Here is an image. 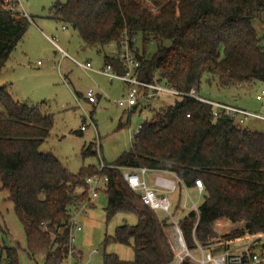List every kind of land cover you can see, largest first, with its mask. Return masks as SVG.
Listing matches in <instances>:
<instances>
[{"label": "trees", "instance_id": "1", "mask_svg": "<svg viewBox=\"0 0 264 264\" xmlns=\"http://www.w3.org/2000/svg\"><path fill=\"white\" fill-rule=\"evenodd\" d=\"M53 10L57 20L79 33L83 48L114 44L117 54L105 53L104 62L118 73L125 72L118 55L121 40L139 35L143 50L134 44L133 49L140 61L137 76L143 81L157 78L199 93L204 78L228 91L264 83V46L253 25L264 13V0H57ZM29 25L27 15L8 10L6 0H0V71ZM149 43H155L156 50L146 56ZM211 109L190 98L162 105L140 126L129 150L102 169L90 164L74 173L40 150L54 126L53 114L15 98L0 85V191L8 192L23 225L28 256L42 255L44 264L67 261L71 216L88 199L85 179L101 173L107 177L100 188L107 195V219L120 212L138 218L136 224L117 226L103 241L104 246L131 245L134 258L105 252L103 264H171L166 219L145 205L124 179L125 169L137 167L173 171L186 187L195 186L196 179L203 182L195 230L194 210L181 220L191 247L194 236L210 245L221 218L244 226L222 235L225 242L214 252L246 234L264 233V128L251 130L230 114L213 116ZM92 147L83 148V157L96 154ZM20 249L19 243L3 247L0 264H20ZM82 256L73 246V260L79 262Z\"/></svg>", "mask_w": 264, "mask_h": 264}, {"label": "rangeland", "instance_id": "2", "mask_svg": "<svg viewBox=\"0 0 264 264\" xmlns=\"http://www.w3.org/2000/svg\"><path fill=\"white\" fill-rule=\"evenodd\" d=\"M56 1L22 0L30 25L1 70L0 78L5 79L8 89L20 100L30 106L39 105L53 114L54 126L40 150L50 152L71 172L77 173L83 166L94 164L101 167L102 162H113L124 151L129 150L140 126L151 120L157 109L162 105L173 104L179 97L162 94L152 101L151 106L137 105L132 110L131 107L119 106L117 103L126 96L128 86L125 82L117 79L112 81L105 75L90 71L67 58L59 63L62 51H59L46 35L55 39L75 59L81 62L90 61L95 69L104 66L105 53L116 55L117 50L113 44L83 48L79 33L72 26L54 17L53 5ZM59 1L65 3L67 0ZM253 25L264 46V13L253 20ZM134 45L142 52V40L139 35ZM155 50L156 44L149 43L144 54L150 56ZM263 89L264 83L255 81L247 88L228 91L218 88L214 82L209 84L204 78L200 93L207 98L234 103L264 115V99H256V95ZM89 90L95 94L94 103L87 99ZM241 125L251 130H262L264 120L249 117ZM82 126H85L84 130H81ZM91 144L96 154L83 157V148ZM155 174L157 173L153 171L146 173L149 184H152L151 178ZM179 193L181 201L187 200L186 209H175V214L179 216L188 212L191 205L188 195L198 204L204 199V195L199 194L194 186L185 189L178 185L176 193L170 195L177 199ZM7 196V191H0V254L3 247H13L19 243L20 264H44L42 255H38L36 259L28 256L25 230ZM92 204L84 211L74 213L76 222L82 226L81 231H74V246L83 256L79 262L71 257L72 263L103 264L105 252H114L121 259L132 260L134 250L131 245L111 243L104 246L103 241L105 235L113 234L117 226L125 222L136 224L137 216L120 212L108 220L105 211L107 195L104 190L99 191ZM156 214L160 218L165 215L162 211H156ZM243 226L244 222L241 221L233 223L228 218L217 220L218 235L211 242L210 248L225 242L221 238L222 235ZM167 230L169 234V228ZM246 245L264 251V233L246 234L232 242L229 247L242 249L241 246ZM193 252L197 253V250Z\"/></svg>", "mask_w": 264, "mask_h": 264}, {"label": "built area", "instance_id": "3", "mask_svg": "<svg viewBox=\"0 0 264 264\" xmlns=\"http://www.w3.org/2000/svg\"><path fill=\"white\" fill-rule=\"evenodd\" d=\"M6 3L8 10H18L25 15L27 14L22 0H6ZM135 42V36H125L119 44L118 55L121 59V62L125 66L124 73H118L114 71L110 64H105L104 67L99 71L103 75L110 78V80L117 79L127 84L128 88L126 91V96L117 101L119 106H148L155 98H158L162 94H166L179 97L180 99L190 98L206 103L211 106V112L215 117L226 113L236 117L240 123H243L249 117L260 118L264 120V115L258 112L250 111L230 103L207 98L201 95L195 88H192L189 91H183L172 87L165 82L158 80L157 78L151 82L139 79L137 76V69L140 66V61L137 59L133 49V44ZM62 52V56L67 55L65 51ZM76 62L86 69H92L90 62ZM87 98L90 102L96 101L95 94L92 90L87 91ZM256 99H264V89L256 95ZM82 129H85V126H82ZM105 166L106 164L102 162L100 168L102 169ZM151 170L159 172V174H157L154 178L153 185L149 184L146 177V173ZM123 176L128 185L134 191H137L140 194L145 205L155 212L162 211L165 214L163 219H166L168 228L170 230L168 234V240L174 254L171 264H264V251L252 249V247L249 245L241 246L242 249L228 247L214 252L212 251L213 248H210L211 245H203L199 243L195 236V244L193 248L188 244L181 226V220L189 211L194 210L197 214V222L194 226L195 230L200 216L199 204L195 202L190 197V195H188L189 199L191 200V205L188 208V212L182 216L175 214L176 208H187V200L185 199L184 201H181L180 193L177 194V199H175L176 197L172 198L170 195L176 193L178 190V185L186 189V185L175 172L167 169L158 170L149 169L147 167H137L125 169ZM106 182L107 177L101 173L94 174L85 179L88 190V199L82 204L79 209L80 211H84L86 207L90 206V204L97 199L100 188L104 187ZM195 187L199 190L200 194L203 192L204 186L200 179L195 180ZM75 230L81 231L82 226L76 222L75 214H73L70 219V231L68 234L70 245L69 260L61 264H73L71 255L72 247L76 241V237L74 235ZM193 250H197V253H194Z\"/></svg>", "mask_w": 264, "mask_h": 264}, {"label": "crops", "instance_id": "4", "mask_svg": "<svg viewBox=\"0 0 264 264\" xmlns=\"http://www.w3.org/2000/svg\"><path fill=\"white\" fill-rule=\"evenodd\" d=\"M46 35V34H45ZM46 37L51 41V43H53V45L54 46H56L58 49H59V51H65L66 53H67V55L66 56H62L63 54V52H61L60 53V58H59V63H62L66 58L67 59H70L71 61H73L74 63H76V64H78L76 61H79V60H77V59H75L74 57H72L65 49H63L57 42H56V40L55 39H53L51 36H49V35H46ZM114 45V44H113ZM114 49H115V45H114ZM115 52V51H114ZM79 62H81V61H79ZM86 62H90V61H86ZM82 63H84V62H82ZM91 63V62H90ZM79 65V64H78ZM104 65H105V62H104ZM81 66V65H80ZM104 67V66H103ZM102 67V68H103ZM102 68H100V69H102ZM100 69H95V68H93L92 67V69H89L90 71H97L98 73H100L99 71H100ZM2 71H0V75L2 74L1 73ZM100 74H102V73H100ZM107 77V76H106ZM113 81V80H112ZM0 85H5L6 86V84H5V79L4 78H0ZM7 87V86H6ZM7 89H8V87H7ZM9 90V89H8ZM12 94H13V91H11V90H9ZM13 96H15L14 94H13ZM15 98H17V99H19L20 100V98H18V97H16L15 96ZM88 99V98H87ZM90 102V101H89ZM95 102V101H94ZM94 102H91V103H94ZM151 106V105H150ZM136 107V106H135ZM135 107H131V109H133V108H135ZM81 130H84V129H82L81 128ZM47 140V139H46ZM45 140V141H46ZM47 153H50V152H47ZM151 171H153V173H159V172H156V171H154V170H151ZM157 174H155L152 178H151V182H152V185H153V183H154V178H155V176L157 175ZM195 187V186H194ZM196 188V187H195ZM197 189V188H196ZM197 191H198V193H199V190L197 189ZM200 194V193H199ZM202 194V193H201ZM93 205V204H92Z\"/></svg>", "mask_w": 264, "mask_h": 264}]
</instances>
